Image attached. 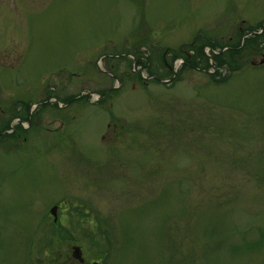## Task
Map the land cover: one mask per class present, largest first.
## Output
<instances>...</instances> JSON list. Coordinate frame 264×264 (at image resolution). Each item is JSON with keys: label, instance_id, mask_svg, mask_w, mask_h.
<instances>
[{"label": "rangeland", "instance_id": "obj_1", "mask_svg": "<svg viewBox=\"0 0 264 264\" xmlns=\"http://www.w3.org/2000/svg\"><path fill=\"white\" fill-rule=\"evenodd\" d=\"M263 25L264 0H0V264H264L263 39L213 60Z\"/></svg>", "mask_w": 264, "mask_h": 264}, {"label": "trees", "instance_id": "obj_2", "mask_svg": "<svg viewBox=\"0 0 264 264\" xmlns=\"http://www.w3.org/2000/svg\"><path fill=\"white\" fill-rule=\"evenodd\" d=\"M243 35H244V31L242 30L241 32H239L238 38L241 39ZM259 39H263V42H264V32L261 33V34H253L252 38H250V39H248V38L244 39L243 44H241L240 40H238L232 46H221V47H219L220 49H223V48L227 47V49L224 50V51H220L217 54H215V56H213V60L215 61L216 66H221L222 64H226L227 65V72L229 71L230 74L233 73L236 70H239L240 69V65L235 61L236 56L239 55L244 50L245 45H247V43L249 41H250L249 45H251L250 47H251V49H253L255 47V45H256V42H258ZM261 45L263 46V43ZM204 46H208L212 51H214V49L218 47L216 45H212L211 43H207V45H204ZM190 47H192L191 49H193V45H191ZM201 47H203V46H201ZM201 47H199L198 50L196 49L197 51L195 53L193 52L192 56H189V54L188 55L187 54H183L184 57H182V55L180 56V54H174L173 56H171L170 62H172L177 57H182L183 67L185 68L186 66H189L190 69H191V68L199 65L200 59L204 57L203 52L201 51ZM220 53H222V54H220ZM225 55H228V57L224 58ZM195 59H196V61H195ZM162 62H163V67L165 69H167V71H168V75L167 76L170 77V81H172V80L175 81L176 78L174 77V72H171V66L169 64H167V62L165 61L164 57H162ZM209 67L210 66L207 65L204 68L208 69ZM205 71H207V70H205ZM148 74H149V76H151L150 73H148ZM173 77H174V79H173ZM210 77H211V79H213V81H216V82H222L223 80L226 79L224 77L223 79L220 78L218 80H215V75L214 76L210 75ZM86 96L87 95L81 96L78 99L80 100V99L86 98ZM105 98L106 97H104V99L103 98L100 99V102H103L105 100ZM46 100H47V97H46ZM69 100L75 101L77 99L74 98V97H70ZM28 115H29V111H28V108H27L26 111H25V116L28 117ZM20 119L23 122L24 117L20 118ZM6 128H5V131L0 132V140L7 139V138H14L15 137L14 132L11 129H6ZM10 130L12 132L8 133ZM51 226L54 229L58 228L59 227V223L58 222L57 223H53L52 222ZM61 240H62V238H61ZM51 243H52V241L50 239L49 241H46L45 246L49 247L51 245Z\"/></svg>", "mask_w": 264, "mask_h": 264}, {"label": "water", "instance_id": "obj_3", "mask_svg": "<svg viewBox=\"0 0 264 264\" xmlns=\"http://www.w3.org/2000/svg\"><path fill=\"white\" fill-rule=\"evenodd\" d=\"M49 214L53 218V222H56L57 221V206L51 207L49 210ZM72 258L77 259L79 262H83V257L81 255L80 247L78 246L72 247ZM93 264H96V263H93Z\"/></svg>", "mask_w": 264, "mask_h": 264}, {"label": "flooded vegetation", "instance_id": "obj_4", "mask_svg": "<svg viewBox=\"0 0 264 264\" xmlns=\"http://www.w3.org/2000/svg\"><path fill=\"white\" fill-rule=\"evenodd\" d=\"M261 29H263L262 31H264V25L263 26H261ZM243 30V28L241 29H239L238 28V33L239 32H241ZM249 32H251V31H248V33ZM248 33L247 34H245V32H244V35H248ZM244 35L242 36V38L244 37ZM249 36H251V35H249ZM260 63V67H263L264 66V56H263V58L261 59V61L259 62ZM252 64H254V62L252 63ZM17 138V137H16ZM8 139V138H7ZM11 139V138H10ZM81 255H82V257H83V262H79L77 259H73L72 258V260H71V262H70V264H93V263H96V264H101V262H99V261H92V262H89L88 260H87V258L83 255V253H82V251H81Z\"/></svg>", "mask_w": 264, "mask_h": 264}]
</instances>
